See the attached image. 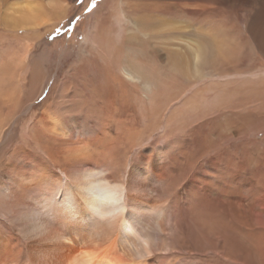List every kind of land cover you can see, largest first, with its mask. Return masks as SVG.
I'll use <instances>...</instances> for the list:
<instances>
[{
	"label": "rangeland",
	"instance_id": "374dc122",
	"mask_svg": "<svg viewBox=\"0 0 264 264\" xmlns=\"http://www.w3.org/2000/svg\"><path fill=\"white\" fill-rule=\"evenodd\" d=\"M105 1L74 0L64 20L48 32L42 27L41 44L32 47L21 72L13 69L23 52L12 47L13 44L1 45L0 37V190L11 186L18 177L17 170L29 169V164L31 169H38L46 163L49 171L60 174L61 163H52L36 145L41 137L36 126L42 113L56 112L55 116L65 125L83 126L91 140V149L87 150L94 156L102 151L112 154L130 179L139 181L133 175L134 167L148 169L149 173L140 177L139 184L145 191L139 202H148L156 208L150 220L153 235L159 231L154 224L157 209L171 207L176 224L171 233L159 235L163 243L169 244V249H155L146 261L139 260L130 240L121 241L115 224L91 222L88 218L82 222L76 218L68 226L66 234L71 241L53 244L47 238L29 237L21 218L26 192L16 189L10 198L0 193V198L3 196L0 199V264H65L81 251L101 257L108 255L120 264L135 260L141 264H264V257H255L257 244L261 243L264 252V77L236 75L227 79L223 76L224 71H232L235 65L243 71L246 67H255L259 59V65L264 68L263 55L259 58L253 53L250 34L243 32L239 22L245 16L246 23L250 24L253 16L240 14L238 6L242 0H221L223 3L217 11H209L205 33L212 36L211 33L225 30L224 38L220 39L228 44V52L220 57L207 54L211 60L205 63L200 74L197 72L199 77L174 72L166 53L167 50L184 52L187 47L190 50L197 45L195 40L175 37L172 44H165L156 37L164 29L183 28L192 21L168 16L166 23L156 22L158 26L146 31L148 35L142 39L144 43L150 41L152 46L145 45L147 55L135 63L149 76L140 79L132 71L124 73L117 67L118 55L124 54V48L117 45L119 42L113 34L118 31L115 19L122 3L108 0L98 11ZM186 2L194 4L199 0ZM97 23H100L99 46L94 50L88 43L87 33ZM38 31L32 30L28 35L32 37ZM21 33L18 36H23ZM43 49L48 54L39 56L40 61L34 59ZM38 62L45 67L42 74L34 72ZM193 65H188L189 69L196 66L191 71H198L197 65ZM119 77L121 85L117 84ZM202 77L205 78L200 82ZM227 80L232 84H227ZM204 96L205 104H200ZM191 102L193 107L188 109ZM169 114L176 120L172 119L173 127L164 131ZM33 126L34 131L29 129ZM133 133L138 141L132 145L127 137ZM71 143L62 146V156L69 148L85 147L75 144L74 140ZM76 156L81 155L76 152ZM22 159L26 164L22 165ZM254 213L261 214L263 222L258 223ZM43 217L53 222L55 216L51 212Z\"/></svg>",
	"mask_w": 264,
	"mask_h": 264
},
{
	"label": "bare ground",
	"instance_id": "6f19581e",
	"mask_svg": "<svg viewBox=\"0 0 264 264\" xmlns=\"http://www.w3.org/2000/svg\"><path fill=\"white\" fill-rule=\"evenodd\" d=\"M107 1L108 0H106L101 5V8H99L98 11H100L107 5ZM150 1L152 0H149V2L145 3H131L129 0H119V2L122 3V7L119 10V14L116 16L115 19L118 25V31L116 32V34L113 31V35L114 38L116 35V40H118L117 43L119 42V44L117 45H121L124 48V54H121V56L119 54L117 60V67L122 70V72L127 73L126 71L130 70L132 71V73L136 74L140 79H143L144 77H149L148 74H145L144 71L139 69L138 65H136L137 62L140 63L141 59L147 55L146 46H152V43L150 41H145L146 43H144L143 40L148 35L146 31H148L153 26H156V22L158 24L166 23L165 17L168 18V16H174L175 18L178 17L177 19H179V17L180 19L184 17L183 21H192V24H188V26H183V28L179 29H171L173 26L171 27L169 25L171 28L167 30L164 29V31H161L158 33V35H156L158 39H162V43L172 44L174 41L172 42L171 40L177 37V39H183V41H186L188 39H191L192 41L195 40V45L197 44L194 48H191L192 50H189L188 47L185 49V51L182 50L184 52H179V50L166 51L174 72L178 71L180 72V74L187 77H199L197 76V72L198 74H200V72H202L205 68V63L208 60H211L207 59V54L210 57H220L222 55L224 56L227 54L228 44L225 40L220 39V37H223V35L226 34L225 30H223V32L221 33L215 32L214 35L213 33H211L212 36H208L205 33L208 29V22L205 24V21H207V14H209V11H217L219 6L223 3L221 0H199V2L194 4L193 2L188 3L186 2V0H155L154 2ZM204 1L211 2L212 5H206ZM73 2L74 0H49L48 2H45V0H0V35H2L0 36L2 38L1 45L4 46L13 44L12 47H18L23 52V56L18 62L15 63L16 67L13 69L14 71L17 70V72H21V69L23 68V62L28 56L31 55L30 50L32 49V47L37 44H41V33H39L40 29L44 27L47 29L48 32L50 30L49 28L53 27L57 22L64 20V18L69 14V7ZM241 2V5L238 6V11L240 12V14L244 12L245 15L247 14L249 17H253L251 18L252 22H250V24L246 23L245 16L240 17V20L238 19L240 22V26L244 30L243 32L248 31L250 34V45L253 50V53L258 57L260 56V54H262L264 57V0H242ZM248 4L249 7H245V5ZM253 8H255V11L252 10ZM169 21L171 22L172 20ZM99 24L97 23L92 26L93 28H91L87 33L88 43L94 50L96 49L95 46H99ZM187 28L189 29L186 31ZM35 29L39 30L38 33L34 32V35H32V37L29 36V32L32 30L34 31ZM18 32H22L23 36H18ZM194 37L196 39H194ZM107 42L110 44L109 41ZM157 45L158 43L156 44V46ZM12 47L11 49H14ZM45 54L48 53L46 50L43 49L40 55L34 56V59L39 60V56H44ZM263 57L260 56L259 58ZM81 59L82 58H80V60ZM258 61L260 64V59ZM142 64L144 65V63ZM193 64L197 65L198 71H191L192 68L196 67ZM259 64H257V66L255 67H250L247 63L249 67L245 68L243 66L245 68L244 71L236 69L237 65H235V67L232 68V71H224L223 73L225 74L223 76L227 77V79H232L236 75H240L241 77L247 78L264 77V68H261ZM188 65H193L194 67L189 69ZM44 69L45 67L38 62L35 65L34 72L36 74H42L45 72ZM172 75H174V73ZM133 77L135 76L133 75ZM203 78L205 77H202L200 82L203 81ZM119 79L120 80L117 82V84L121 85V77H119ZM231 82L228 81L227 84H230ZM146 83L148 84L149 82L146 81ZM195 84L198 85L199 83L195 82ZM65 85L66 84L63 83L62 86L65 87ZM240 88L242 89L245 87ZM198 91L200 90L198 89ZM203 99L205 100V96L200 99V104H205ZM55 101L57 102V100ZM196 101L197 100H195V102ZM57 104H60V102ZM187 107L188 109H191L193 107V102H191ZM55 113L56 112L53 111H51L50 114H47L45 112L42 113L41 118L38 120V127L36 126V128L39 129V132H41L39 134L41 135V137L40 139H38L39 141L36 142V145L39 149H41V151L45 153V155L52 163L56 165L61 163L60 174L55 173L53 170L49 171L50 167L46 163L38 167V169H36L35 167H32L31 169V166L29 164L27 165L29 166V169L23 168L20 171L17 170L18 177L16 180H14L11 186H3L1 188L2 190H0V193L4 196V198L12 197L11 195L16 189L25 190V198L27 201L26 203H24V205H26V207L22 215H20L27 225L25 231L26 235L29 237L40 236L42 240L47 238L46 240L52 241L53 244H56L55 242L57 241H71V239L66 234V229L68 228V226H71L72 221L76 218L77 220L80 219V222L88 218L91 222L100 221L101 223H108L110 225L115 224V226H117L119 232L118 235L121 241L126 242L127 240H130L136 254L138 255L137 258L139 260L145 259L146 261L148 257L154 254L155 249L168 250L169 244L165 242L163 243L162 238H160L159 235L161 233H164V235H166L167 233H171L173 231L174 225L176 224L174 221V214L172 210L169 209L170 206L167 205L166 207L165 205L161 210L157 209V211H159L158 218L154 224L158 226L159 231L156 232V235H153L150 233V220L151 218H154L152 217V211L154 210V214L156 208L154 209L148 202H145L146 204H141L139 202V197H141L142 193L145 191V187L142 188L139 184L140 179H142L140 177H144L146 173H149L148 169H145V167L137 164L139 166L134 167L133 175H135L137 179L139 178V181L136 179H130L128 175L126 176L123 173L121 165L118 164L117 160H115L116 158H113L112 154L107 155L108 153L106 154V151H102L100 155L96 154L94 156V154L92 155L89 150H87L91 149V140L89 138V135L87 136V130L83 126L75 123L72 125H65L64 122L60 120L58 115L55 116ZM172 119L176 120V118L174 119L173 115L169 114L168 122L163 127L164 131H167V128H169V126L173 127V125H171L173 123ZM34 127L35 126L31 128L29 127V129H32V131H34ZM130 136L131 137H129V139L127 137V140H129V144L131 143L133 145V143L138 140L134 133ZM71 140H74L75 144H80L85 147L80 148L75 146L69 148L68 150H65L66 155L64 154V156H62L63 154H60V152L64 151L62 146H66L68 145V143L72 144ZM76 152H79L81 156L75 157ZM21 161L23 162L22 165L26 164L23 159ZM93 169L97 170L99 173L98 181L107 184L96 189L95 199L88 194L89 182L82 179V177L86 174L87 170ZM3 196L1 198H3ZM85 201H87V203L91 207L97 208L99 216L93 214L91 211L88 210V208L85 207ZM15 204L17 206V202ZM51 212L54 213L55 216L53 222L43 217V215L49 214ZM254 214L257 218V222L264 221H261V214ZM250 222L251 221H249L248 223ZM90 227L92 228V226ZM27 233H29V235ZM30 233L32 234V236H30ZM261 246V243L257 244L256 253L258 255H255V257H264V252L263 250H261ZM258 250H260V253H258ZM246 253L247 252H245V254ZM135 261L134 263L132 261L130 262H132L131 264H141L139 261ZM262 261L264 262V259H262ZM65 264H120V262L108 255H104L101 257L94 254V252L81 251L72 259H70V261H66Z\"/></svg>",
	"mask_w": 264,
	"mask_h": 264
},
{
	"label": "clouds",
	"instance_id": "9594fccd",
	"mask_svg": "<svg viewBox=\"0 0 264 264\" xmlns=\"http://www.w3.org/2000/svg\"><path fill=\"white\" fill-rule=\"evenodd\" d=\"M98 171L97 170H87L86 174L82 177L83 180L89 182L88 194L91 195L95 199V191L97 188L107 185L104 182L98 181ZM85 207L88 208L93 214L99 216V212L97 208L91 207L87 201H85ZM103 218V217H101Z\"/></svg>",
	"mask_w": 264,
	"mask_h": 264
}]
</instances>
